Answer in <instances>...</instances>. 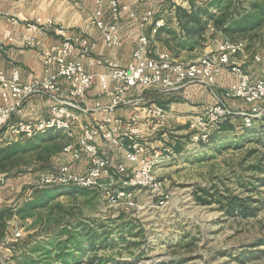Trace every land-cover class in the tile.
<instances>
[{
  "label": "rangeland",
  "instance_id": "1",
  "mask_svg": "<svg viewBox=\"0 0 264 264\" xmlns=\"http://www.w3.org/2000/svg\"><path fill=\"white\" fill-rule=\"evenodd\" d=\"M252 1L221 0L208 6L209 0L207 6L218 15L227 9L242 12ZM209 23L207 29L214 35L210 44L225 39ZM238 39L249 56L263 51L264 20L251 34ZM205 48L201 45L180 55L187 62L197 60ZM259 67L257 77L262 75ZM156 140L160 144L155 149H169L162 151L165 157L155 169L163 181V203L147 189L129 187L135 206L113 204L107 193L120 187L106 181L101 189H86L88 196L80 191L85 188L75 185L47 186L55 190L47 208L25 219L17 215L7 219L6 235L0 239L3 264H23L21 256L28 245L45 242L42 235L56 227L55 221L71 227L84 223L96 234L93 248L83 249L78 261L71 264H264V114L248 127L237 115L222 120L208 141L195 140L189 126L169 128L164 139L160 133ZM66 143L65 139L63 146ZM64 148L50 156L41 151L44 162L37 153H28L24 155L26 165L19 166L22 172L0 173L4 180L35 174L33 183L14 192L18 197L7 206H20L33 198L36 189L42 188L37 186V174L57 168L52 157ZM233 199L255 214L243 216L226 210Z\"/></svg>",
  "mask_w": 264,
  "mask_h": 264
},
{
  "label": "built area",
  "instance_id": "2",
  "mask_svg": "<svg viewBox=\"0 0 264 264\" xmlns=\"http://www.w3.org/2000/svg\"><path fill=\"white\" fill-rule=\"evenodd\" d=\"M96 8L91 23L101 33L106 48L119 47L121 38L115 29L121 19L125 6H120L117 0H94ZM154 17V11L147 10L141 16L140 26L145 27ZM162 20L154 21L152 33L163 26ZM43 27L49 28L57 37V42L44 49L41 62L54 65L55 72L43 79L35 78L32 83L21 82L17 71L11 77L0 74L2 88V105H0V129L9 130L15 137L31 138L49 129L64 131L71 135L72 126L76 120L75 109H81L86 102L88 90L95 79L101 89L107 92L111 103L110 110L123 105L124 95L133 88L158 89L163 92L179 90L189 85L197 84L206 87L215 101L194 114L189 121V129L197 141H208L211 133L222 120L232 116H240L243 125L248 127L264 114V50L249 56L243 41L223 39L216 50L192 62H179L169 53L154 54L146 35L139 36L138 45L132 53L130 62L121 67L115 63H107L108 73L98 76L88 71L87 66H93L100 61L91 57L95 44L87 37L70 36L63 28L53 24L51 20L42 21L37 18L25 24V33L16 36L10 30L4 32V40L10 44H18L32 48L40 45L35 34ZM242 61H251L261 65L262 75L247 73ZM222 70L228 71L232 77L231 84L221 95L215 91L216 78ZM97 76V77H96ZM63 79L68 88L64 91L58 84ZM119 84L108 89V81ZM45 96L53 104L49 113L35 122H12L13 116H20L24 102L31 95ZM237 99L244 102L248 108L235 110L228 105V100ZM146 114L154 119V125L160 126L167 119V111L161 106L147 108ZM138 115H133L126 122L122 137L128 141L124 147V158L133 165L132 172L127 175V166L113 163L99 154L94 144L95 137L103 140L114 139L115 130L108 128L106 123L85 127L75 144L64 148L65 152L74 151L75 156L84 152L90 156V164L85 172L76 171L70 164H61L54 170L39 173L36 177L38 187L75 185L85 189H101L108 185H118L119 189L108 191V197L113 204L125 203L128 207L135 206L134 195L129 187H139L150 193L163 203V181L155 169L164 159L163 150L148 151L139 128L136 126ZM21 234L15 233L16 237ZM2 245L0 244V264H3Z\"/></svg>",
  "mask_w": 264,
  "mask_h": 264
},
{
  "label": "crops",
  "instance_id": "3",
  "mask_svg": "<svg viewBox=\"0 0 264 264\" xmlns=\"http://www.w3.org/2000/svg\"><path fill=\"white\" fill-rule=\"evenodd\" d=\"M117 2L120 6L126 7L115 29L121 38V45L108 49L104 45L100 31L91 23L96 8L94 0H0V74L11 77L12 73L17 71L21 82L29 84L35 78L43 79L55 72L54 65L46 66L41 62L44 49L56 43L58 39L49 28L43 27L35 34L36 39L40 42L37 47L27 48L18 44H10L4 40L6 30H10L16 36L22 35L25 33V24L33 22L37 18L42 21L51 20L54 25L63 28L70 36H83L90 39L95 44L91 57L100 63L87 66V69L97 76L108 73L107 63L125 67L130 62L141 35L147 36L154 54L165 52L179 62H187L181 55L191 50H180L179 53L167 49L163 40L168 39L169 35L165 32L159 33L158 36H156L157 32L153 34L154 21L162 20L166 28L171 27L179 32L176 22V7L187 10H190L191 6L206 7L209 0H117ZM147 10L154 11V17L145 27H141V16ZM210 36L211 33L207 29L204 33L205 41L202 42V45L206 46L203 56L214 52L220 43L210 44ZM241 63L245 65H242L245 71H249L253 75L260 70V67L255 66L251 61H242L241 59ZM232 81L228 71L222 70L216 78L215 91L217 94L221 95ZM58 84L64 91L67 90L68 85L63 79H59ZM116 84L119 82L109 80L108 89ZM1 95L2 88L0 86V105H2ZM124 98L126 102L123 105L110 110L108 107L111 103L110 97L107 92L101 89L96 78L87 92L85 104L81 106V109H75L76 120L72 126L71 135L60 131L65 135L67 142L64 147L72 142L75 144L85 127L106 123L109 120L107 127L115 130L114 139L106 141L97 136L94 139V144L97 146L99 154L108 158L113 165H126L127 175H129L133 165L124 158V147L128 145V141L122 137L129 118L133 115L139 116L136 126L151 153V149L160 144V140H156L160 133L161 138L164 139L169 128L188 127L193 114L200 108L212 105L215 101L206 87L197 84L169 92L136 87L126 92ZM52 104L45 96L31 95L24 102L22 114L13 116L12 122L20 120L35 122L41 117L47 116ZM228 105L235 110L248 108L244 102L237 99L228 100ZM152 106H161L167 111V119L160 126H155L154 119L146 114L147 108ZM17 140L9 130L0 129L1 145L3 142L9 143ZM56 155L52 157V159L54 158L53 166L67 163L76 171L85 172L90 164V156L84 152L75 156L74 151L65 152L63 149ZM34 176L35 174L28 173L17 179L6 178L4 180L0 174V181H2V184L0 183V207L13 203L18 197L14 192L19 191L21 186L32 184ZM118 186L121 187L120 184Z\"/></svg>",
  "mask_w": 264,
  "mask_h": 264
},
{
  "label": "trees",
  "instance_id": "4",
  "mask_svg": "<svg viewBox=\"0 0 264 264\" xmlns=\"http://www.w3.org/2000/svg\"><path fill=\"white\" fill-rule=\"evenodd\" d=\"M220 1L210 0L208 6L214 5L215 2L216 4L220 3ZM226 4L230 6V1ZM249 5L242 12H232L227 9L218 15L212 14L208 6H191L190 10L176 7V22L179 32L171 29V27L166 28L164 24L157 30L156 36L161 32L169 35V38L163 40V43L170 51L193 50L205 41L204 33L207 30V25L211 22L213 30L222 33L225 39L239 41L238 38L251 34L252 31L261 26L264 20V0H253ZM211 36H214L213 33ZM172 41H174V46L171 44ZM64 138L59 130L49 129L31 138L18 139L9 143L3 142V145H0V173L10 176L22 172L23 170L19 169V166L26 165L24 155L28 153H37V158L44 162L46 159L40 156V152L43 151L50 156L60 151L64 147ZM54 191L53 189H46V187L38 188L33 194V198L22 205L0 207V239L6 235L8 218L17 215L21 219H25L32 216L37 210L47 208L51 200L55 198ZM80 191L86 196L89 195L86 189ZM226 210L239 212L243 216L255 214V211L249 213V208L238 202L237 199L228 201ZM55 224L54 229L49 228L50 230L44 231L42 236L46 238L45 242H34L28 245L29 250L21 256L24 260L23 264H71L78 261L79 254L83 249L93 248L96 234H94L93 229L89 231L85 228L84 223H79L73 227L66 225L67 223L59 225L57 221ZM98 260L105 262V258Z\"/></svg>",
  "mask_w": 264,
  "mask_h": 264
}]
</instances>
